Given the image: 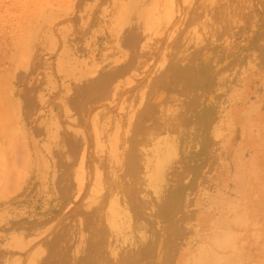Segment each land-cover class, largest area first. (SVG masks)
<instances>
[{"label": "rangeland", "instance_id": "374dc122", "mask_svg": "<svg viewBox=\"0 0 264 264\" xmlns=\"http://www.w3.org/2000/svg\"><path fill=\"white\" fill-rule=\"evenodd\" d=\"M0 264H264V0H0Z\"/></svg>", "mask_w": 264, "mask_h": 264}]
</instances>
